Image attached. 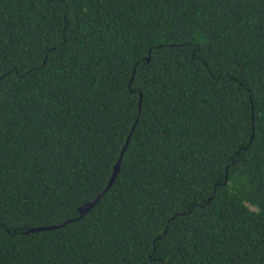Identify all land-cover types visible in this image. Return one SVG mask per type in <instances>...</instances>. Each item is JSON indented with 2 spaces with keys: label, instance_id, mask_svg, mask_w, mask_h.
Wrapping results in <instances>:
<instances>
[{
  "label": "trees",
  "instance_id": "16d2710c",
  "mask_svg": "<svg viewBox=\"0 0 264 264\" xmlns=\"http://www.w3.org/2000/svg\"><path fill=\"white\" fill-rule=\"evenodd\" d=\"M0 264H264V0H0Z\"/></svg>",
  "mask_w": 264,
  "mask_h": 264
},
{
  "label": "water",
  "instance_id": "95a60500",
  "mask_svg": "<svg viewBox=\"0 0 264 264\" xmlns=\"http://www.w3.org/2000/svg\"><path fill=\"white\" fill-rule=\"evenodd\" d=\"M134 75H135V68H134V71H133V74H132V77L131 79L134 78ZM137 122V121H136ZM136 122L134 123V125L132 126L126 140H125V143L123 144L122 146V149L120 151V155L118 157V160L117 162L113 165V168H112V173H111V176L108 180V183H107V186L104 188V190L97 195V197L93 200V201H90V202H86L84 204H82L79 208H78V212H79V217L78 219L82 218L84 215H86L87 213H89V211L97 204V202L100 200V198L112 187V185L114 184L119 172H120V169H121V163H122V158L124 156V153L125 151L127 150L128 148V145H129V142H130V138H131V135L134 131V128L136 126ZM71 221V220H70ZM67 223V222H66ZM64 224H61V225H53V226H40V227H33V228H30L28 229L24 234H29V233H38V232H45V231H51V230H55V229H59L61 227H63Z\"/></svg>",
  "mask_w": 264,
  "mask_h": 264
},
{
  "label": "clouds",
  "instance_id": "9594fccd",
  "mask_svg": "<svg viewBox=\"0 0 264 264\" xmlns=\"http://www.w3.org/2000/svg\"><path fill=\"white\" fill-rule=\"evenodd\" d=\"M86 203V202H85Z\"/></svg>",
  "mask_w": 264,
  "mask_h": 264
}]
</instances>
